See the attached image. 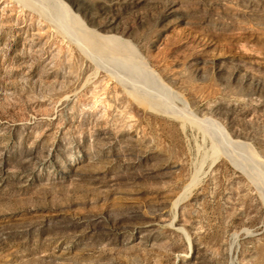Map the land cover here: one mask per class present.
Returning <instances> with one entry per match:
<instances>
[{
	"label": "rangeland",
	"instance_id": "374dc122",
	"mask_svg": "<svg viewBox=\"0 0 264 264\" xmlns=\"http://www.w3.org/2000/svg\"><path fill=\"white\" fill-rule=\"evenodd\" d=\"M0 264H264V0H0Z\"/></svg>",
	"mask_w": 264,
	"mask_h": 264
},
{
	"label": "bare ground",
	"instance_id": "6f19581e",
	"mask_svg": "<svg viewBox=\"0 0 264 264\" xmlns=\"http://www.w3.org/2000/svg\"><path fill=\"white\" fill-rule=\"evenodd\" d=\"M41 4V3H40ZM74 12V11H73ZM75 13V12H74ZM76 18V17H75ZM77 19V18H76ZM78 20V19H77ZM84 25V24H83ZM82 25V26H83ZM83 30H85L86 28L83 26V27H81ZM69 164H72V162H69Z\"/></svg>",
	"mask_w": 264,
	"mask_h": 264
}]
</instances>
